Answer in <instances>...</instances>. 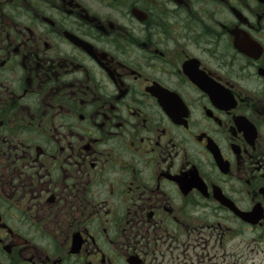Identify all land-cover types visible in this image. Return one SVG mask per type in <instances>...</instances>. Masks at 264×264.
<instances>
[{
	"label": "flooded vegetation",
	"instance_id": "1",
	"mask_svg": "<svg viewBox=\"0 0 264 264\" xmlns=\"http://www.w3.org/2000/svg\"><path fill=\"white\" fill-rule=\"evenodd\" d=\"M264 0H0V264H261Z\"/></svg>",
	"mask_w": 264,
	"mask_h": 264
},
{
	"label": "rangeland",
	"instance_id": "2",
	"mask_svg": "<svg viewBox=\"0 0 264 264\" xmlns=\"http://www.w3.org/2000/svg\"><path fill=\"white\" fill-rule=\"evenodd\" d=\"M260 262H261V264H264V260L263 259H260Z\"/></svg>",
	"mask_w": 264,
	"mask_h": 264
}]
</instances>
